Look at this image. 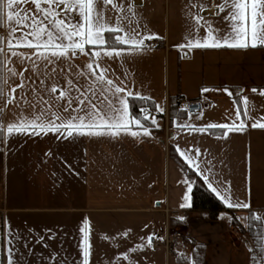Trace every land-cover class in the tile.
Returning a JSON list of instances; mask_svg holds the SVG:
<instances>
[{
    "label": "crops",
    "instance_id": "obj_1",
    "mask_svg": "<svg viewBox=\"0 0 264 264\" xmlns=\"http://www.w3.org/2000/svg\"><path fill=\"white\" fill-rule=\"evenodd\" d=\"M117 2L132 4L134 19L141 26L142 34L153 37L145 42L152 41L156 46L147 47L144 43L141 52H124L113 58L87 44L85 52L101 51L93 67L98 63L106 68V79L126 89L120 96L127 101L133 97L153 103L154 115H159L155 126L162 133L147 129L150 135L144 136L143 130L132 124L129 131H121L115 137L78 135L75 131L67 136L66 130L9 134L7 125L16 122L21 115L35 118L43 112L41 119L48 122L53 114H58L60 120L56 123H60L69 113L63 110L66 101L50 98L38 82L29 85L38 89L37 92L23 90L29 94L30 104L22 103L17 107L14 102L5 106L3 101L0 264H7L9 247L15 248L14 264H81L84 237L81 229L85 224L90 245L89 264H178L175 258L166 259L164 252L154 249L148 240L160 234L167 221L171 226L170 213L177 211L184 223L176 227L183 229L195 244L204 247L202 264H249L248 249L241 237L229 233L227 223L219 218L211 220L208 210L195 209L192 186L181 168L169 158L168 146H173L222 205L229 208L210 190L209 180L222 193L227 190L234 204L249 205L246 209H230L255 211L264 221V128L252 126L264 123V45L247 49L180 47L187 43L185 38L191 26L190 0ZM204 2L211 7L221 4L222 0ZM108 7L106 16L113 17L115 22L117 13ZM8 11L5 0L0 35L6 51L7 40L12 38L10 29L16 27L17 18L14 16L10 24ZM11 11L31 14L35 12V5L32 0H14ZM233 11L235 9L219 15L207 12L203 15L218 30L217 36L223 37L231 31L233 22L226 17ZM72 15L79 19L76 13ZM127 15L132 16V13ZM20 34L18 29L15 35ZM206 35L201 28L199 36ZM12 51L31 55L35 49L18 47ZM10 59L9 66L18 72L30 66L27 60L22 65L16 57ZM93 59L92 55L78 53L70 63L74 70L82 69L83 75L69 74L67 78L73 79L74 84L78 82L77 86L82 89H88L89 85L96 89L101 87L86 67ZM61 66H64L63 61L57 64L58 68ZM24 75L27 77L30 73ZM45 80L59 87L66 86V77L62 74L55 81L46 77ZM19 83V77H9V85ZM4 91L9 92L8 85L4 86ZM127 92L134 95L129 97ZM20 94L18 90L17 95ZM91 94L89 91L88 95ZM78 95L75 93L72 99L75 101ZM107 95L112 97L113 94ZM41 96L52 106L39 103ZM175 96L182 97L183 101L200 100L204 109L196 117H187L179 108L181 115L170 118L169 98ZM94 102L100 105L99 99ZM100 106L113 120L117 119L107 106ZM77 107L74 102L72 108ZM128 112L132 120L129 106ZM241 123L245 126L242 131L208 127L210 124L239 127ZM211 129H219L221 133H212ZM131 132L139 135L133 136ZM182 152L185 155H181ZM13 238L15 244L9 245L8 241ZM190 251L188 254L192 253Z\"/></svg>",
    "mask_w": 264,
    "mask_h": 264
},
{
    "label": "snow or ice",
    "instance_id": "obj_2",
    "mask_svg": "<svg viewBox=\"0 0 264 264\" xmlns=\"http://www.w3.org/2000/svg\"><path fill=\"white\" fill-rule=\"evenodd\" d=\"M5 0H0V27H3V10ZM35 5L34 13H25L21 15L19 12L13 13L11 9L14 6V0H7V19L9 23H13V17H17L14 21L16 27L10 29L11 39L7 40V51L5 50L4 38L0 37V101H4L5 106L16 103L17 107H21L22 103H31L29 94L24 93L25 88L29 89L30 93L37 92L38 89L30 88V84H37L43 88L44 92L52 99L65 100L64 111L69 113L66 120L56 123L60 120L58 114H53L48 122H44L41 117L44 115L41 112L35 118H28L20 116L16 122L7 125V132L37 134L39 131H54L59 132L66 130L67 136H72L75 131L78 135H111L113 137L120 134L121 131H129L132 124H136L143 131L144 136L150 135L147 128L140 123L139 118L135 120L129 119L128 101L120 96V93L126 91L125 88L116 86L112 79H106V68H102L98 63L93 67L95 58L101 56L103 51L104 56L108 58L119 57L122 53L127 52L138 53L144 50L145 40H151L153 37L143 35L141 26L135 21V12L132 4L124 5L118 3L117 0H32ZM42 5H47L43 7ZM63 5V7H61ZM111 10L117 13L115 22L113 17L106 16V12ZM125 8L127 11L125 12ZM192 9L196 11L192 12ZM228 9H235L231 12L229 19L232 21L231 31L223 37L217 36V31L211 20L203 13L207 12L210 15H219ZM189 19L191 26L189 28V35L186 36V44L180 47H187L189 49L195 48H220L229 47L236 49H247L248 47H256L257 44L264 45V0H222L219 5L209 6L204 0H190ZM73 13L79 17L75 19ZM124 13V15H120ZM132 13V16L127 15ZM136 24L133 27V24ZM203 28L207 35L205 37L199 36L200 29ZM21 30V34L16 36L17 30ZM22 29H28L27 32ZM105 33L109 36L106 39ZM31 37V39H29ZM79 38V39H77ZM108 39L111 43H108ZM15 40V43H13ZM95 46L101 51L95 53H86L84 45ZM121 45L125 47H120ZM28 47L34 48L35 52L31 55L12 51L14 48ZM92 55L94 57L92 62H89L86 67L90 72L91 78L94 82H98L101 86L98 89L94 85H89L88 89H82L77 86L78 82L74 84L73 79L67 78L69 74L73 77L76 75H83V70H74L70 61L78 54ZM10 57H16L17 62L24 65L25 60L30 62V66H24L23 70L17 71L15 67H10L12 60ZM35 57V58H34ZM63 61L64 66L57 67V64ZM25 72L30 75L25 77ZM7 74V75H6ZM66 77V86L59 87L57 83H47V80L55 81L59 75ZM9 77L20 78V83L15 86L9 85ZM8 85L9 92L6 94L4 86ZM106 85L107 87H103ZM18 90L22 94L17 95ZM91 91V96L88 92ZM204 91H207L205 89ZM253 91H256L253 89ZM79 93L75 97V93ZM111 92L113 95L109 97L107 93ZM58 93V96L56 94ZM127 96L132 97L131 92L126 93ZM231 94V93H230ZM264 94V93H262ZM99 99L100 105L107 106L114 112L117 119L113 120L103 107L97 105L94 101ZM115 101V102H114ZM79 105L77 108H72V104ZM39 103H43L47 107H51L49 100H44L41 96ZM116 103L119 107H116ZM35 107V105H31ZM71 109V111H70ZM0 108V115L3 113ZM239 114V113H238ZM247 115V113H245ZM148 119V116H145ZM155 123V120H152ZM253 127L264 128V123H255ZM210 128L221 127L227 131H242L244 124L241 123L239 127L235 125L229 127L228 125H208ZM133 136L139 135L137 132L130 133ZM0 139H3V125H0ZM185 155V153H181ZM190 160L191 158L188 157ZM208 179L207 177L205 178ZM208 187L217 196H219L229 208H248L247 203H233L230 193L225 190L223 193L217 188L213 187L211 181H208ZM187 200V197L185 198ZM250 221L257 223H264L258 217H250ZM84 233L82 241V256L81 264H89L90 245L88 237V226L81 229ZM149 237V243L152 241ZM9 245L15 244V238L8 241ZM15 248L9 247L7 264H14Z\"/></svg>",
    "mask_w": 264,
    "mask_h": 264
},
{
    "label": "trees",
    "instance_id": "obj_3",
    "mask_svg": "<svg viewBox=\"0 0 264 264\" xmlns=\"http://www.w3.org/2000/svg\"><path fill=\"white\" fill-rule=\"evenodd\" d=\"M2 27H0L1 30ZM109 34L105 33L106 39ZM1 37V35H0ZM108 43H111V40L108 39ZM120 47H123L121 45ZM87 50H90L91 47H86ZM237 104H239L238 97L234 96ZM183 98L180 96H175L169 98V110L168 115L170 118L175 117L180 114L179 106ZM129 111L132 120L139 118L141 124H143L147 129H151L157 134L162 133V130L155 126V123H152V120L157 119L159 115H154V105L149 100L139 99V98H129L128 100ZM0 108L3 109V101H0ZM146 109V110H145ZM3 114V113H2ZM145 116H148V119H145ZM0 115V125H1ZM134 128H140L136 124H133ZM141 129V128H140ZM212 133H221L219 129H211ZM169 158H171L184 172L185 176L189 180L192 186L194 207L195 209H206L208 216L211 220H217L221 213L230 215L231 226L237 229L239 236L242 238H247L248 240V262L249 264H264V225L263 223H257L256 221H250V217H258L262 221L255 211L252 210H243L237 211L230 209L222 205V203L217 199L203 184L200 177L191 169L179 155L175 152L172 145L168 146ZM188 212V211H187ZM184 213V212H183ZM186 213V212H185ZM236 213H242L241 219L236 217ZM184 220L177 221L171 219V226H182ZM191 254L177 253L175 255V260L178 264H202L204 256V247L195 244L193 240L188 241ZM190 251V252H191Z\"/></svg>",
    "mask_w": 264,
    "mask_h": 264
},
{
    "label": "built area",
    "instance_id": "obj_4",
    "mask_svg": "<svg viewBox=\"0 0 264 264\" xmlns=\"http://www.w3.org/2000/svg\"><path fill=\"white\" fill-rule=\"evenodd\" d=\"M145 46L154 47L156 43L152 41H146ZM179 108L184 111L187 117H196L204 109V104L200 100L182 101ZM146 110V109H145ZM167 213L171 212L166 210ZM171 217L177 221H181V213L177 211L170 213ZM169 215V216H170ZM2 224V214L0 212V225ZM150 245L154 249H160L164 252L166 259L175 258L177 253L188 254L190 246L188 241L192 240L189 235L179 227H172L168 221L165 223V227L158 235L152 236Z\"/></svg>",
    "mask_w": 264,
    "mask_h": 264
},
{
    "label": "rangeland",
    "instance_id": "obj_5",
    "mask_svg": "<svg viewBox=\"0 0 264 264\" xmlns=\"http://www.w3.org/2000/svg\"><path fill=\"white\" fill-rule=\"evenodd\" d=\"M236 217H238V219H241L242 215H240L239 213H237V214H236ZM219 221H221V222L224 221L225 223H227V226H228V228H229V233H233V234H235V235L237 234L238 237H240L239 234H238L237 229L234 228V226L231 227V225H230V223H231L230 215L225 214V213H221V214H220V217H219ZM241 241H242V243L245 245V247H248L249 244H248V240H247V238H242ZM170 263H171V262H170Z\"/></svg>",
    "mask_w": 264,
    "mask_h": 264
}]
</instances>
